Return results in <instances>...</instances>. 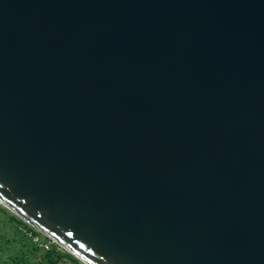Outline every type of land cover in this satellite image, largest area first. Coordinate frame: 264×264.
<instances>
[{
    "label": "water",
    "instance_id": "obj_1",
    "mask_svg": "<svg viewBox=\"0 0 264 264\" xmlns=\"http://www.w3.org/2000/svg\"><path fill=\"white\" fill-rule=\"evenodd\" d=\"M0 203L84 264H264V0H0Z\"/></svg>",
    "mask_w": 264,
    "mask_h": 264
},
{
    "label": "rangeland",
    "instance_id": "obj_2",
    "mask_svg": "<svg viewBox=\"0 0 264 264\" xmlns=\"http://www.w3.org/2000/svg\"><path fill=\"white\" fill-rule=\"evenodd\" d=\"M0 264H33L38 259L31 251L34 241L18 231L17 223L10 220L13 212L0 203ZM11 221V222H10ZM41 237H45L38 232ZM41 250L38 249L39 253ZM68 264V263H67Z\"/></svg>",
    "mask_w": 264,
    "mask_h": 264
},
{
    "label": "trees",
    "instance_id": "obj_3",
    "mask_svg": "<svg viewBox=\"0 0 264 264\" xmlns=\"http://www.w3.org/2000/svg\"><path fill=\"white\" fill-rule=\"evenodd\" d=\"M1 207V206H0ZM11 221H14L17 223V229L18 231H22L24 234V237L28 236L32 241V237L29 236L27 233L31 232L33 235H36L39 237L41 243H49L50 238L41 237L39 235V231H37L35 228L30 226L28 223L23 221L21 218H19L17 215L13 213L10 217ZM10 221V222H11ZM34 246L32 245L31 251L35 253V255H38V259L35 261L30 260L33 264H84L79 259H77L75 256H73L71 253L67 252L63 248H61L56 243H50L48 248H45L43 246H39L36 242H34ZM40 249L41 251L38 253L37 250Z\"/></svg>",
    "mask_w": 264,
    "mask_h": 264
},
{
    "label": "built area",
    "instance_id": "obj_4",
    "mask_svg": "<svg viewBox=\"0 0 264 264\" xmlns=\"http://www.w3.org/2000/svg\"><path fill=\"white\" fill-rule=\"evenodd\" d=\"M27 234H28L29 236H31L32 239H33V241L36 242L39 246H43V247H45V248H48V246H49L50 243H55V242H54L53 240H51V239H50V242H49V243H41V242H40V239H39L38 236L33 235L31 232H28ZM60 247H61V246H60ZM61 248H62V247H61Z\"/></svg>",
    "mask_w": 264,
    "mask_h": 264
}]
</instances>
